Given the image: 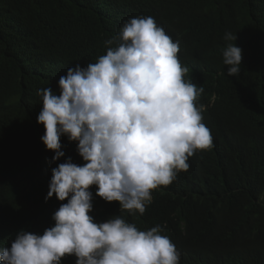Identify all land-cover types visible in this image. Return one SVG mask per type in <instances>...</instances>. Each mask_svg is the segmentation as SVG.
<instances>
[{
  "label": "trees",
  "instance_id": "16d2710c",
  "mask_svg": "<svg viewBox=\"0 0 264 264\" xmlns=\"http://www.w3.org/2000/svg\"><path fill=\"white\" fill-rule=\"evenodd\" d=\"M140 16L179 41L185 78L204 89L197 103L212 147L154 190L143 215L96 197L95 186L91 215H120L141 230L163 225L180 264H264V0H0V245L17 226L42 234L67 202L45 201L51 170L69 157L83 164L67 137L52 163L40 140L38 90L58 94L69 67L94 63L105 40ZM229 43L242 49L234 77L222 59Z\"/></svg>",
  "mask_w": 264,
  "mask_h": 264
},
{
  "label": "clouds",
  "instance_id": "9594fccd",
  "mask_svg": "<svg viewBox=\"0 0 264 264\" xmlns=\"http://www.w3.org/2000/svg\"><path fill=\"white\" fill-rule=\"evenodd\" d=\"M224 39L235 41L236 34ZM104 43L106 54L59 77L58 94L50 86L37 92L40 140L54 153L52 163L64 156L60 141L67 137L83 164L69 157L51 170L45 201L67 202L42 234L17 226L3 236L0 264H180L163 225L141 230L120 215L95 220L90 189L120 211L143 215L154 190L187 171L198 150L212 147L197 103L204 89L185 78L179 41L151 16L130 18ZM222 59L226 75L237 76L242 49L229 43Z\"/></svg>",
  "mask_w": 264,
  "mask_h": 264
}]
</instances>
